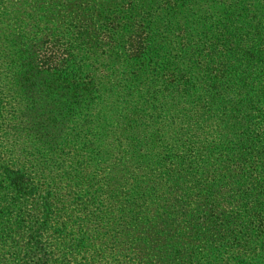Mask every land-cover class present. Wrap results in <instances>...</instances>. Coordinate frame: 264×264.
I'll list each match as a JSON object with an SVG mask.
<instances>
[{"label": "trees", "instance_id": "1", "mask_svg": "<svg viewBox=\"0 0 264 264\" xmlns=\"http://www.w3.org/2000/svg\"><path fill=\"white\" fill-rule=\"evenodd\" d=\"M83 1L0 0V264H264V0L92 5L100 53L130 56L124 86L155 90L151 112L120 115L135 134L109 171L77 120L94 78L45 57Z\"/></svg>", "mask_w": 264, "mask_h": 264}, {"label": "rangeland", "instance_id": "2", "mask_svg": "<svg viewBox=\"0 0 264 264\" xmlns=\"http://www.w3.org/2000/svg\"><path fill=\"white\" fill-rule=\"evenodd\" d=\"M101 3L102 0H84L83 8H85L86 11L85 15L88 16L87 20L84 19L80 23V26L69 31L68 36H66L63 40H58L60 38V35L57 31L56 34H58V36H56V40L45 44V46H47L50 50H54V53L52 56L45 57L53 59V56L55 58H57V56H62L71 59V62H73L72 64H74L76 68H81V72L84 75H88V81L94 78L92 82L93 89L91 91H96V93H94L93 95L97 98L95 101L87 100L88 103L92 104H87L89 110L83 112V114L80 115L77 120L82 123V128L85 127L89 130L88 138L93 139L95 150L96 148L99 150V155L100 157H102L101 161H99V164L102 167V171H105L106 168L109 171L113 167H119L117 163L119 140H128L130 139L132 134H135V129L132 130L131 125H128L123 120H121L120 115L128 114L130 116L129 119L134 122L137 121L136 119L142 115L140 114L142 110L151 112V105H156V103L153 102V97L155 96L153 93L155 91L153 90V87V89L149 90L147 89L148 87H146V89L144 90H138L136 88H133L132 86H124L125 81H121V78L129 77L131 71L133 70L132 68L126 66L125 62V60L130 58V56H104L102 53H100L101 50H98V48L96 47V39L100 32V22H98L96 19L95 10L97 8H93L92 5L97 6V4L100 5ZM142 3L146 4L140 5V9H150V11L166 8L177 9L171 6L172 2H170V0H168V3L167 0H147ZM61 10L62 8L54 9L53 13L57 12V14L60 15ZM75 10H78L77 7H75ZM51 12V10H48L49 14ZM66 12L67 10H63L64 14ZM125 16L129 18L127 14H125ZM121 17H123L122 14ZM51 24H54V27L62 26L58 18H52ZM79 30L82 31L83 36L77 39L76 34L77 32H79ZM69 48L71 53H69ZM158 56H160L159 53ZM158 56H145V59L147 58L148 60H153V64H156L149 66L151 69L147 76L157 75V78H159L163 73L167 72V69L163 70V68L157 67V65L163 66V60L156 59L158 58ZM35 57L36 59H39L38 56ZM174 68L175 65H171L169 67L170 70H173ZM104 74L109 75V79L105 80L103 78L95 77L97 75ZM145 82L147 84H150L149 80ZM143 93H147L149 94V96L141 99L140 94ZM95 106L96 108L95 110H92V113L91 109H93ZM86 114H88L87 117ZM109 119L111 121H109ZM146 120H143L145 121L144 123H146ZM153 122L156 124L158 123V120L157 122H155V120ZM110 124H113V126H110ZM94 138H97V141H95ZM64 143H66V140H64ZM82 150L84 151V149ZM40 167L43 168L45 166L44 164H40ZM47 169L53 171L52 166L47 167ZM121 169L123 170V172H125L126 178H128H124L123 181H128L129 183H131L133 179L130 176L131 170H127L122 167ZM68 171L72 170L70 168H67V172ZM76 171H79V169ZM113 174V180H116V173ZM51 175L54 176V173H51ZM124 187L128 188L129 184L125 185ZM64 197H67V199H69V196L64 195ZM73 205L77 207V209L79 208L78 204ZM68 210L67 211L70 214H76L73 207H68ZM87 225H89V223ZM98 228H101L104 233L107 230L106 223L102 222L101 226ZM136 234H140L141 236H143L145 233L143 232V229L131 232L132 236H135ZM106 246H109V242L106 244ZM158 246L161 247L160 245ZM162 251H164V249H162ZM198 253L201 259L205 261V256L208 255L207 249L203 250L202 248H199Z\"/></svg>", "mask_w": 264, "mask_h": 264}]
</instances>
